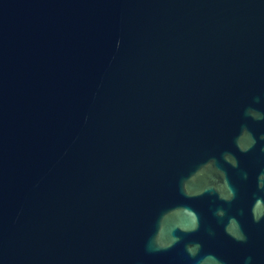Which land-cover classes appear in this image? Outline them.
I'll use <instances>...</instances> for the list:
<instances>
[{"label":"water","instance_id":"water-1","mask_svg":"<svg viewBox=\"0 0 264 264\" xmlns=\"http://www.w3.org/2000/svg\"><path fill=\"white\" fill-rule=\"evenodd\" d=\"M0 264H264V0H0Z\"/></svg>","mask_w":264,"mask_h":264}]
</instances>
